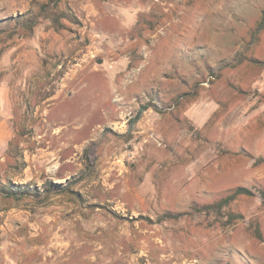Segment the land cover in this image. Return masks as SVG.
<instances>
[{
    "label": "rangeland",
    "instance_id": "rangeland-1",
    "mask_svg": "<svg viewBox=\"0 0 264 264\" xmlns=\"http://www.w3.org/2000/svg\"><path fill=\"white\" fill-rule=\"evenodd\" d=\"M8 77L26 264H264V0H0Z\"/></svg>",
    "mask_w": 264,
    "mask_h": 264
},
{
    "label": "crops",
    "instance_id": "crops-1",
    "mask_svg": "<svg viewBox=\"0 0 264 264\" xmlns=\"http://www.w3.org/2000/svg\"><path fill=\"white\" fill-rule=\"evenodd\" d=\"M17 24L21 21H17ZM12 78V77H11ZM13 83L10 81V77L3 78L0 80V143H5V148L7 142L11 138V125L13 124L12 120V94L11 87ZM4 93L5 101L7 103V112L8 116L3 119L1 115V94ZM5 148L3 150H5ZM0 150V153L3 151ZM3 189L0 187V191ZM7 191L4 189L2 192ZM7 196H10L13 193L5 192ZM7 201L8 204L0 205V264H26V261L30 263L31 257V246L26 240V237L31 236V231H12L7 229L5 225L7 224L8 217L16 216L21 211H26L17 207L14 200L8 197H0V203ZM29 234V235H28ZM27 259V260H26ZM44 259L41 262H45ZM42 264V263H40Z\"/></svg>",
    "mask_w": 264,
    "mask_h": 264
},
{
    "label": "trees",
    "instance_id": "trees-1",
    "mask_svg": "<svg viewBox=\"0 0 264 264\" xmlns=\"http://www.w3.org/2000/svg\"><path fill=\"white\" fill-rule=\"evenodd\" d=\"M147 106L148 105H144L138 110L137 116L130 120V126L133 125L135 120L138 118L139 114ZM90 154H92V152ZM88 157L91 158L90 155H88ZM5 192H7V191H5ZM258 192H259V195L261 197V201L264 204V187H259L258 188ZM239 195H252V191L249 188L245 187V186H236L235 188L230 190L227 194H225L224 196H222L218 200L213 201V202L208 203V204H205L203 206V208L207 212L213 211V212H215L217 214H220L221 211L226 210V207ZM229 215L233 219H239L241 217V214H239V213H229Z\"/></svg>",
    "mask_w": 264,
    "mask_h": 264
}]
</instances>
